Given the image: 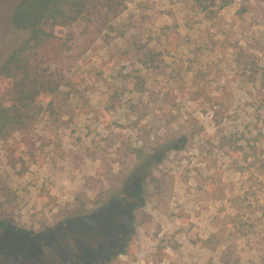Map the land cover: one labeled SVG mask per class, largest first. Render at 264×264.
Here are the masks:
<instances>
[{
	"label": "rangeland",
	"instance_id": "374dc122",
	"mask_svg": "<svg viewBox=\"0 0 264 264\" xmlns=\"http://www.w3.org/2000/svg\"><path fill=\"white\" fill-rule=\"evenodd\" d=\"M45 3L0 0V66ZM211 8L128 0L72 26L53 109L0 139V264H264V0ZM147 136L161 161L130 219Z\"/></svg>",
	"mask_w": 264,
	"mask_h": 264
},
{
	"label": "trees",
	"instance_id": "16d2710c",
	"mask_svg": "<svg viewBox=\"0 0 264 264\" xmlns=\"http://www.w3.org/2000/svg\"><path fill=\"white\" fill-rule=\"evenodd\" d=\"M127 1L46 0L39 19L31 29L30 37L18 45L0 66V86L7 84L11 95L5 102L2 97L0 98V139L7 138L13 132L26 130L41 111L47 107L53 109L52 96L71 79L65 74L66 64L62 54L73 47L75 33L71 30L72 26L78 22L91 23L101 12L97 23L107 25L125 10ZM232 1L220 0L217 3L215 0H195L200 10L207 16L215 12L211 6L221 9ZM45 19L49 20L48 28L42 25ZM58 29L69 31L60 36L57 33ZM55 42L59 51L51 53L49 48ZM151 59L154 60V57ZM43 101L47 102V106H44ZM151 143L147 136V147H151L154 152H143L146 144L137 150V155L147 163V171L145 172L142 166L143 174L140 175L142 177L133 184L131 179H127L126 185L120 190V208L130 219L135 217L136 206L143 204L141 190L149 170L161 161V159L156 161L153 157L163 144L156 147L150 146ZM132 177L131 174L130 178ZM129 184H132V187ZM0 226L10 225L2 220ZM226 264L229 262L226 261Z\"/></svg>",
	"mask_w": 264,
	"mask_h": 264
}]
</instances>
